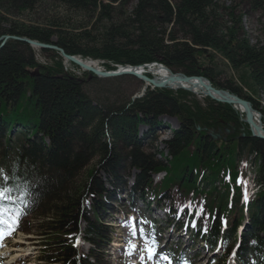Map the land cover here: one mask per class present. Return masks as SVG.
<instances>
[{"label":"trees","instance_id":"trees-1","mask_svg":"<svg viewBox=\"0 0 264 264\" xmlns=\"http://www.w3.org/2000/svg\"><path fill=\"white\" fill-rule=\"evenodd\" d=\"M254 13L264 34V0H0V37L102 60L105 70L158 63L203 76L249 100L264 127V107L253 97L264 90V41L251 43L242 25ZM37 14L40 22L33 21ZM52 58L38 63L23 42L0 47V188L6 191L0 207L5 216L22 213L29 226L20 223L21 231L38 230L42 264H96L94 248L107 244L110 233L101 216L131 171L129 199L147 195L160 204L167 198V215L180 214V224L194 220L192 236L210 248L221 240L216 264L235 241L238 264H264V140L250 135L239 112L185 90L146 88L132 98L123 82L135 88V78L87 79L85 72L83 79L64 69L59 52ZM222 74L224 83L216 80ZM161 116L179 123L163 141L165 156L156 146ZM142 124L147 131L140 137ZM224 127L234 130L221 132L226 140L207 135ZM248 156L251 178L240 167ZM162 171L153 185L151 175ZM248 184L256 194L245 207ZM30 215L34 226L26 221ZM81 222V238L91 245L83 257L75 246Z\"/></svg>","mask_w":264,"mask_h":264},{"label":"rangeland","instance_id":"rangeland-1","mask_svg":"<svg viewBox=\"0 0 264 264\" xmlns=\"http://www.w3.org/2000/svg\"><path fill=\"white\" fill-rule=\"evenodd\" d=\"M220 2L224 4H229L231 0H220ZM48 10L60 12V13L62 12L61 8L56 7V6H52V7L49 6ZM30 17H33V15H31ZM33 18L35 19L33 20L32 18H29V17L24 18V19L26 22L29 21V19L33 21H38V22L41 21L39 14H37L36 17H33ZM242 25L251 43H255L256 40L260 42L264 41V34L261 29V21H260L259 14L254 13V14H249L245 16L242 20ZM10 36L12 35H3L0 37V47H2L6 43V41H9V40L17 41L16 39ZM17 42H20V41H17ZM51 46H54V45H51ZM29 47L31 48V52L35 60L40 64H45V63L50 64L53 61L52 57L55 54V52H59L57 49H53V48L41 49L39 47H34L30 45ZM42 50H45V51H42ZM60 56L62 57V65L66 71H70L83 79L86 76L84 75L85 72L89 74L87 75L88 77L87 79H90L91 75H93L89 71H85L81 67L77 66L76 64H73L72 62L68 61L61 54ZM70 56H73V55H70ZM73 57L77 58L78 60H81L83 63L88 64L94 68L105 70L103 67L104 61L102 60L93 59L90 57H80V56H73ZM69 62L75 66H71ZM147 65L157 66L158 63L157 65L155 63L147 64ZM159 65H162V64H159ZM119 66L121 67L125 65H118V67ZM137 66H140V65H137ZM143 69L146 70L145 67H143ZM180 72L181 70L178 69V70H175L174 73H180ZM35 74H38V69L33 70L32 76H35ZM149 74L153 76V74L151 73ZM125 77H131V76H125ZM131 78H134V77H131ZM227 78H228L227 76L222 74V75L217 76L216 80L219 81L220 83H224L227 80ZM136 81H137V85L135 88H134L135 83L133 84V82H129V81L123 82L124 84L128 83L127 85L123 87L127 88L126 89L127 91L129 90L131 91L132 98H135V97L138 98L143 93L142 92L143 83L138 79H136ZM137 87L138 89L135 90ZM149 89H152V88H149ZM243 91L245 93L249 92L245 88H243ZM194 95H196L198 99H201V97H203L200 93H195ZM253 97L255 98V100L259 102V104L262 107H264V90H258L257 94H255ZM232 108L235 109L237 112H239L241 119H243L244 117L243 112L238 111L236 107H232ZM256 111L259 113V116H260L259 119L263 127V123L261 120L262 118L261 113L258 110ZM158 119L160 121V127L159 129L155 131L158 136L156 146L158 150H162L163 156H165L167 152L166 150L163 149V141L169 139V137L171 136V131L177 130L179 123L177 119L174 117L161 116ZM146 127L147 126L143 124L138 127V132H139L138 135L140 137L146 131L147 129ZM197 129L199 130L200 128L197 127ZM226 129H228V132H226ZM232 129L234 128L232 127ZM242 130H244V128L240 127L239 128V131L241 132L240 137L244 136V133L242 132ZM222 131L228 135L230 134V132H233L234 130H230L228 127H224L223 130L217 129L216 133L219 135V139H216V140H221V139L226 140V137L221 136ZM163 156H160V157L163 158ZM157 157H159V155ZM252 161L253 159L251 158V156H248L247 162L245 161V164H242L243 163L242 162L240 165L241 168H243V165H244V168H246V170L249 171V174L246 173L248 178H251V176H253L255 172V169L250 170L249 169L250 167H248L249 162L251 163ZM134 173L135 171H131L130 177H125L126 183L119 186V189H120L119 196L118 197L113 196L110 198V200L107 201L106 203L107 210L101 216L103 224L113 225V227L110 228V233H108L107 238L110 239L111 242H113V244L119 243L121 246L116 247L114 244L115 247H110V245H107V244L103 245L102 243H100L103 245L102 247L97 246L96 248H94L98 254V257L95 260L96 264H134V259H136V264H166V262L163 261L164 260L163 257L165 256L170 257V256L167 254H162V253L169 252L168 251L169 248L170 250L175 248L174 241H176L177 238L173 237V239H171V236H172V232H170V230L172 229L171 226H169V229L162 231V228L166 226L165 223H167L165 222L166 221L164 217L165 215L164 216L162 214L157 215L158 213H160L159 211L147 212L146 207L141 205L139 201H137L139 207L135 206V209L133 211L129 210L128 206L130 202H129L128 190L130 188V181ZM101 175H102L101 178L103 182L105 181V186L108 189H110L111 186L106 181L107 176L104 175V173H102ZM165 175L166 173H160V176H156V177L152 176L151 178L153 180V185L158 184L159 180L162 179L163 176L165 177ZM250 185L251 184H248V187L251 188V192L256 194V187L254 186V188H252L250 187ZM174 190L175 188H172L169 191L170 196L174 194ZM132 201H134L136 205V199L133 198ZM89 205H90L89 200H86L83 203V207L88 208ZM128 211H130V213H128ZM147 213H149L150 215H148ZM154 216L157 218H155ZM150 218L154 219L155 222L158 223L157 225H159L154 230H151L152 228H149V225L145 224L148 221H150ZM28 220L30 221L32 226H34V222H33L34 216L33 215L28 216L26 221ZM169 220H170L169 223L175 222L173 218H170ZM21 225L27 226V227L29 226L25 224V221H23ZM84 226L85 224L80 223V228H79L80 233L83 232ZM134 227L136 228L135 232H134ZM38 234H39L38 230L36 228H33L31 230L29 229L26 232L20 231L18 234H15V236L13 237L7 236L6 238H4L5 240L2 244L1 249L3 250L2 252L5 253L6 257L4 258H6L5 260L6 264H10V262L13 261L12 259L16 257H20V259H18L17 264H42L38 258L39 251H40V245H41V243H39L40 237ZM167 238H168V242L165 243ZM179 239L181 242L180 245L182 244L181 248L178 247L179 249H183L182 251H187L189 256H192L194 253L197 254V257L192 258L191 264H213L214 263L212 256H211L212 254L208 253V251L205 248H203L199 242H196L195 244H193L191 241L186 240L185 237H182V238L179 237ZM157 243H159V246H157ZM163 245H166V246H163ZM146 246L154 249V252L151 256H149L148 252L145 251ZM76 247H77L78 254L83 257L88 254L90 245L83 242L81 239H79V242L76 243ZM176 264H179V262H177Z\"/></svg>","mask_w":264,"mask_h":264},{"label":"water","instance_id":"water-1","mask_svg":"<svg viewBox=\"0 0 264 264\" xmlns=\"http://www.w3.org/2000/svg\"><path fill=\"white\" fill-rule=\"evenodd\" d=\"M17 41L24 42L29 44L30 46L39 47L41 49H57L60 54L67 59L68 61L72 62L73 64H76L77 66L81 67L85 71H89L93 75L99 78H117L122 76H131L138 80H140L143 83V90H145L147 87L149 88H155V89H164L168 88L171 90H185V91H191L193 92L192 88L199 90L200 94L202 96L209 97L210 99L223 103L228 104L232 107H239L241 111L243 112V119L242 121L247 124L248 130L250 131V135L252 137L264 140V128L261 125L260 119H259V113L253 108L251 102L245 98H242L238 96L235 93L229 92L222 88H217L212 86L211 82L200 75H186L184 73H173L172 70L169 68L163 66V65H157L160 68H165L167 71L169 70V75L165 80H157L154 76L146 73H142L143 67L147 68L148 65H140V66H117L115 70H102L99 68H94L88 64L83 63L81 60H78L77 58L67 55L61 48H58L56 46H51L48 44L40 43L36 40H30L25 37H18V36H10ZM149 68V67H148ZM140 69V70H139ZM150 73V72H147ZM181 84L186 83L189 84L188 88H184L182 86H178V88H172L168 84ZM142 90V92H144ZM194 93V92H193ZM143 94V93H142ZM141 94V95H142ZM258 113V114H256ZM226 132H228V129H226ZM208 136L212 140L219 139V135L215 134L213 131H209Z\"/></svg>","mask_w":264,"mask_h":264},{"label":"snow or ice","instance_id":"snow-or-ice-1","mask_svg":"<svg viewBox=\"0 0 264 264\" xmlns=\"http://www.w3.org/2000/svg\"><path fill=\"white\" fill-rule=\"evenodd\" d=\"M238 182L240 181L238 180ZM5 196H6L5 189L0 188V202H2L5 199ZM246 200H247V192H245V201ZM21 214L22 213L20 211L8 212L7 216H5L4 209L0 207V241H3L6 236L11 235L12 232H14L16 228H18ZM193 226H195V223H193ZM78 242H79V238H77V243ZM252 243L255 244L256 242L253 241ZM145 251H147L149 256H151L154 252V249L146 246ZM233 255H235V251ZM163 258L167 259V257H163Z\"/></svg>","mask_w":264,"mask_h":264},{"label":"bare ground","instance_id":"bare-ground-1","mask_svg":"<svg viewBox=\"0 0 264 264\" xmlns=\"http://www.w3.org/2000/svg\"><path fill=\"white\" fill-rule=\"evenodd\" d=\"M149 67V68H148ZM147 68H146V70H142V73H147V72H150L151 74H153V76L157 79V80H165V78H167V76L169 75V70L167 71L165 68H160L159 66H152V65H150V66H148ZM140 70V69H139ZM174 73V72H173ZM170 87H172V88H178V86H182V87H184V88H188L189 87V84H186V83H181V84H172V83H169L168 84ZM167 89V88H166ZM177 90V89H176ZM192 90H193V92H191V91H189V92H191V93H193V94H195V93H200L199 92V90H197V89H193L192 88ZM237 108V110L238 111H240L241 112V109H239V107H236ZM156 177V176H155ZM163 180V178L162 179H160L159 180V182L160 181H162ZM115 246L117 247V246H121L119 243H115ZM17 252V251H16ZM17 255V254H16Z\"/></svg>","mask_w":264,"mask_h":264}]
</instances>
